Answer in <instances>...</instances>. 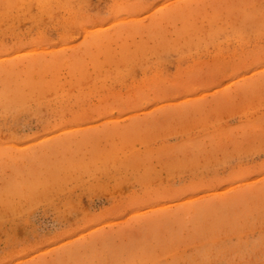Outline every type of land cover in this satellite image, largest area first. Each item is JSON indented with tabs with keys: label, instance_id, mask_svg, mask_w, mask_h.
Returning <instances> with one entry per match:
<instances>
[{
	"label": "rangeland",
	"instance_id": "374dc122",
	"mask_svg": "<svg viewBox=\"0 0 264 264\" xmlns=\"http://www.w3.org/2000/svg\"><path fill=\"white\" fill-rule=\"evenodd\" d=\"M0 0V264H264V0Z\"/></svg>",
	"mask_w": 264,
	"mask_h": 264
},
{
	"label": "bare ground",
	"instance_id": "6f19581e",
	"mask_svg": "<svg viewBox=\"0 0 264 264\" xmlns=\"http://www.w3.org/2000/svg\"><path fill=\"white\" fill-rule=\"evenodd\" d=\"M40 3H43L42 6H46V2H44V0H41Z\"/></svg>",
	"mask_w": 264,
	"mask_h": 264
}]
</instances>
